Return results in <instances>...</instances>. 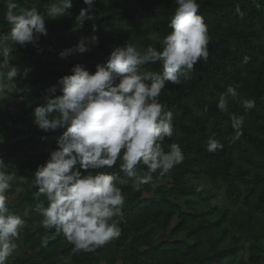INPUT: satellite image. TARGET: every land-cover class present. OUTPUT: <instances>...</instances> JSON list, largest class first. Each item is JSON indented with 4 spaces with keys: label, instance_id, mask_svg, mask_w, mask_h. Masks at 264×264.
I'll use <instances>...</instances> for the list:
<instances>
[{
    "label": "trees",
    "instance_id": "trees-1",
    "mask_svg": "<svg viewBox=\"0 0 264 264\" xmlns=\"http://www.w3.org/2000/svg\"><path fill=\"white\" fill-rule=\"evenodd\" d=\"M30 1L16 3L24 6ZM196 2L197 14L208 30V56L198 60L189 79L182 78L178 85L167 82L158 97L163 112L173 114V134L165 137L162 147L167 152L171 144L179 145L183 162L164 175L159 169L150 173L151 182L139 190L120 171L119 159L112 168L89 170L93 175L105 172L128 181L117 185L124 196L122 215L113 218L120 236L108 242L115 256L106 259L105 264H230L224 261L245 247L243 264H264V0ZM48 4L49 0H39L36 6L40 14H46ZM72 5L69 16L47 24L50 41L42 47L39 41L37 47L20 49L28 57L25 67L32 70L31 78L20 85L19 101L0 116V160L13 161L15 176L25 181L21 194L8 207L25 221L15 241L21 243L24 253L12 264L34 260L44 264H93L103 250V246L93 251L76 250L63 233L44 228V218L37 211L41 204L47 207L48 201L36 196L32 181L66 130L44 132L33 123L34 108L44 106L43 90L65 76L48 61L75 43L66 38L74 29L80 32L79 38L98 37V43L80 58L89 72L105 63L115 47L132 45L143 51L153 46L161 50V41L172 31L169 17L178 7L176 0H95L94 32L92 22L82 27L74 23L80 9L87 7L83 0H72ZM5 13L6 0H0V33L10 30ZM97 29L101 30L99 35ZM244 57L249 58L247 63ZM138 71L159 73L162 68L157 62L140 65ZM228 86L235 87L241 98L255 101V107L247 112L230 102L229 111L244 119L242 135L234 141L230 139L235 132L229 116L217 108ZM42 137L56 140L46 143L40 154L26 152L33 141ZM210 137L224 147L208 152L205 142ZM139 168L140 175L148 172L146 166ZM200 180L221 186L225 209L203 211L189 204L200 194L192 182ZM227 207L238 208L239 213L228 212ZM173 218L177 223L167 234Z\"/></svg>",
    "mask_w": 264,
    "mask_h": 264
},
{
    "label": "clouds",
    "instance_id": "clouds-1",
    "mask_svg": "<svg viewBox=\"0 0 264 264\" xmlns=\"http://www.w3.org/2000/svg\"><path fill=\"white\" fill-rule=\"evenodd\" d=\"M38 2L19 6L16 0H6L5 21L10 30L0 33V93L9 86L16 87L17 79L26 80L31 71H20L12 63L17 47H37L40 38L48 34L45 21L69 16L73 6L72 0H50L42 15ZM94 2L83 0L87 7L80 9L74 23L82 27L92 22L95 32ZM176 4L168 22L172 31L161 41V50L148 46L141 51L123 45L113 48L106 62L97 64L94 72L76 64L70 75L43 90L44 106L34 108L33 123L38 129H66L32 181L36 196L48 201L47 207L41 204L37 211L44 218L43 227L63 233L76 250L93 251L120 236L113 218L122 215L124 196L117 185L128 181L105 172L93 175L89 170L112 168L119 159L120 171L139 190L151 182L150 173L159 169L164 175L184 160L179 145L171 144L167 152L162 147L165 137L173 134V114L163 112L158 97L167 82L178 85L182 78L189 79L198 60L207 58L209 36L202 16L197 14L196 0H176ZM97 43L96 35L83 37L61 50L58 58L83 54ZM248 59L244 57V62ZM157 62L162 68L159 73L138 71L140 65ZM58 91L60 95H56ZM230 102L247 112L255 107V101L241 98L232 86L220 95L217 108L229 116L235 132L230 139L234 141L242 135L244 119L229 111ZM205 143L210 153L224 147L212 137ZM140 165L146 166L148 172L140 175ZM9 166L0 160V264H5L16 250L15 241L25 224L7 207L5 192L14 179V174L5 171Z\"/></svg>",
    "mask_w": 264,
    "mask_h": 264
},
{
    "label": "rangeland",
    "instance_id": "rangeland-1",
    "mask_svg": "<svg viewBox=\"0 0 264 264\" xmlns=\"http://www.w3.org/2000/svg\"><path fill=\"white\" fill-rule=\"evenodd\" d=\"M32 2H34V0L30 1L28 4H30ZM49 3H50V0H49ZM52 20H46L45 26H47V24ZM46 29H47V27H46ZM47 33H48V29H47ZM100 33H101V30L97 29L96 34L99 35ZM79 34H80V32H78L74 29V30L70 31V34L66 38L70 39V40L71 39L75 40V43L73 44V45H75L77 43V41L79 39H81V38H79ZM56 37H58V36H56ZM50 40H51V38L49 37V34H47V36L41 37L40 38L41 43H40L39 47H42V45H44L45 43H47ZM57 42H60V40H58ZM73 45H71V46H73ZM20 49L21 48L17 47L16 53H13L12 63L20 71H23L24 69L27 68L25 66H26V63L28 62V57L26 54L21 53ZM85 53H83V54L74 53L65 59H60L57 57L55 59L49 60L48 62H50V65L53 69H55L56 71L60 72L63 75H67V74H71L70 69L73 66H75L76 64H81L85 68L87 67V65L82 64L80 62V58ZM31 73H32V70L28 73V78L26 80H29L31 78ZM23 81H25V80L17 79V81H16L17 86L16 87L9 86V87L5 88L3 93H0V116L2 113H5L7 110H9L10 107H12L14 104H16L19 101L20 85L22 84ZM27 90H31V89H27ZM55 140H56V138L36 139L26 148V152H34L35 154H40L41 150L44 148L46 143H52ZM2 154L3 153H1L0 156ZM4 163L6 165H11V166L7 167L5 169V171L11 170L10 173L14 174V179L12 181H10L11 187L9 190H7L5 192V195L8 197L7 207H10L11 204L13 203V201L16 199V197L19 194H21L23 187L25 185V181H23L22 179L15 176L16 164L13 161L8 160L7 162H4ZM192 184L194 185L195 188H197V190L200 193L199 196L193 197L191 199V201L189 202V204L192 207H196V209H203V211H206V210L211 209V208L218 209L219 211H222L223 208L225 209L226 202H225V199L223 196V190H222L220 185L212 186L204 180L195 181V182H192ZM226 211L239 213L238 208L227 207ZM176 223H177L176 219L173 218L170 222L169 228L167 229V234L175 227ZM178 239L183 240L182 237H179ZM185 243L190 245V243H188L187 241H185ZM102 246H103L102 254L99 256V258L96 261H94L93 264H105L106 259H109L110 257L115 256L113 248L110 245V243L107 242L106 244H104ZM246 251H247V248L245 247L243 251L237 252L234 256H232L231 258H228L226 261H224V263H230V264H243V263H245L246 262Z\"/></svg>",
    "mask_w": 264,
    "mask_h": 264
},
{
    "label": "crops",
    "instance_id": "crops-1",
    "mask_svg": "<svg viewBox=\"0 0 264 264\" xmlns=\"http://www.w3.org/2000/svg\"><path fill=\"white\" fill-rule=\"evenodd\" d=\"M23 253H24V249H23L21 243H19V244L17 243L16 250L12 253L11 256H9V258L7 259V261L5 262V264H12L13 259L22 256ZM29 264H44V263L42 261L34 260L31 263H29ZM59 264H66V263L61 262Z\"/></svg>",
    "mask_w": 264,
    "mask_h": 264
},
{
    "label": "water",
    "instance_id": "water-1",
    "mask_svg": "<svg viewBox=\"0 0 264 264\" xmlns=\"http://www.w3.org/2000/svg\"><path fill=\"white\" fill-rule=\"evenodd\" d=\"M161 241L159 240L158 242L154 243L153 246L155 247L158 243H160Z\"/></svg>",
    "mask_w": 264,
    "mask_h": 264
}]
</instances>
